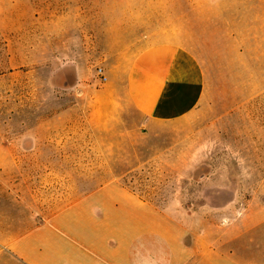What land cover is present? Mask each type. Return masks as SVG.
Listing matches in <instances>:
<instances>
[{
  "label": "rangeland",
  "instance_id": "obj_1",
  "mask_svg": "<svg viewBox=\"0 0 264 264\" xmlns=\"http://www.w3.org/2000/svg\"><path fill=\"white\" fill-rule=\"evenodd\" d=\"M158 41L195 52L206 88L191 115L149 123L127 77ZM0 156L28 168L0 200L24 228L119 181L223 236L264 197V0H0Z\"/></svg>",
  "mask_w": 264,
  "mask_h": 264
},
{
  "label": "crops",
  "instance_id": "obj_2",
  "mask_svg": "<svg viewBox=\"0 0 264 264\" xmlns=\"http://www.w3.org/2000/svg\"><path fill=\"white\" fill-rule=\"evenodd\" d=\"M127 88L131 104L149 123L181 119L203 99L205 67L183 44L148 43L131 61ZM30 169L44 173L42 167ZM27 171L0 167V200L14 198L20 187L7 176ZM234 201L229 208L236 207ZM22 212L18 204L0 202V264H264V197L249 200L246 213L235 215L223 236L189 229L119 181L69 200L46 219L31 217L25 228Z\"/></svg>",
  "mask_w": 264,
  "mask_h": 264
}]
</instances>
